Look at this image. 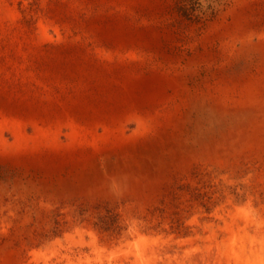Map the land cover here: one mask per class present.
<instances>
[{
  "label": "rangeland",
  "instance_id": "1",
  "mask_svg": "<svg viewBox=\"0 0 264 264\" xmlns=\"http://www.w3.org/2000/svg\"><path fill=\"white\" fill-rule=\"evenodd\" d=\"M165 243L264 264V0H0V264Z\"/></svg>",
  "mask_w": 264,
  "mask_h": 264
},
{
  "label": "bare ground",
  "instance_id": "2",
  "mask_svg": "<svg viewBox=\"0 0 264 264\" xmlns=\"http://www.w3.org/2000/svg\"><path fill=\"white\" fill-rule=\"evenodd\" d=\"M90 235H91V239L94 241L95 240V236H94V234L92 233V232H90ZM142 237V236H141ZM98 240V239H97ZM141 240H143V239H141ZM145 241V240H144ZM148 240H146L145 242H147ZM144 242V243H145ZM154 242V241H153ZM133 243V242H132ZM137 244H139V241H138V243ZM136 244V245H137ZM157 244V243H156ZM159 244V243H158ZM167 243H165V245H166ZM102 245V244H101ZM129 245V244H128ZM134 245V244H133ZM151 245V244H150ZM163 245V244H162ZM91 246H92V243H91ZM103 246V245H102ZM142 247L141 245H138V247ZM149 246V245H148ZM153 246H155V245H153ZM152 246V247H153ZM164 246V245H163ZM162 246V247H163ZM93 247V246H92ZM100 247V246H99ZM97 248V247H96ZM105 248H106V246H105ZM149 248V247H148ZM108 249V248H107ZM134 249V248H133ZM101 250V249H100ZM154 250V249H153ZM158 250V249H157ZM104 251H106L105 249H104ZM122 252H123V250H121ZM138 251H140V250H138ZM137 251V253H140V252H138ZM143 251V250H142ZM148 251V250H147ZM172 250H171V248H168L167 247V245L165 246V249L163 248L161 251L159 250L158 252L157 251H151L152 253V257L153 258H148L146 261H145V263L146 264H174L173 262H172V260L171 261H167V259L164 261V262H162L161 261V263L159 262V259H161V257H166V256H172L174 253H170ZM111 252V251H110ZM144 252V251H143ZM173 252V251H172ZM100 253H102V252H100ZM104 253V252H103ZM112 253H114V252H112ZM115 253H116V251H115ZM131 252H129V254H130ZM150 253V252H149ZM95 254V253H94ZM108 254V253H107ZM118 254V253H117ZM68 255V254H67ZM66 255V256H67ZM97 255V254H96ZM95 255V256H96ZM102 255H104V254H102ZM120 255V254H119ZM123 255H124V253H123ZM135 255H136V253H135ZM60 256H62V255H60ZM59 256V257H60ZM67 257H69V256H67ZM77 257V256H76ZM83 257V256H82ZM85 257H87V256H85ZM99 257V256H98ZM126 257H127V255H126ZM136 257V256H135ZM134 257V258H135ZM138 257V256H137ZM72 258V257H71ZM75 258V257H74ZM78 258H80V257H78ZM88 258H90V257H88ZM133 258V257H132ZM143 258V257H142ZM48 259V258H47ZM60 259V258H59ZM69 259V258H68ZM127 259V258H126ZM136 259V258H135ZM144 259H145V257H144ZM61 260V259H60ZM128 260V259H127ZM143 260V259H142ZM141 260V261H142ZM45 261V260H44ZM53 261V260H52ZM70 261V260H69ZM79 261V260H78ZM83 261V260H82ZM81 261V262H82ZM107 261V260H106ZM117 261V260H116ZM124 261V260H123ZM126 261V260H125ZM134 261V259L131 261V262H133ZM246 261V260H245ZM50 262V261H49ZM66 262V261H65ZM65 262H63V263H65ZM86 264H92V260H89V259H85V261H84ZM99 262V264L102 262V261H98ZM109 262V261H108ZM114 262V261H113ZM129 262V261H128ZM137 262H138V260H137ZM37 263V262H36ZM46 263V262H45ZM51 263V262H50ZM52 263H55V262H52ZM68 263H71V262H67V264ZM75 263V262H74ZM95 263V262H94ZM93 263V264H94ZM110 263V262H109ZM139 263V262H138ZM143 263V262H142ZM178 263V262H177ZM244 263V262H243ZM248 263V262H247ZM246 263V264H247ZM40 264V263H39ZM79 264H82V263H79ZM106 264H107V262H106ZM133 264H135L134 262H133Z\"/></svg>",
  "mask_w": 264,
  "mask_h": 264
}]
</instances>
